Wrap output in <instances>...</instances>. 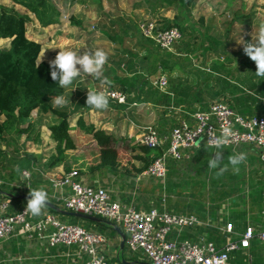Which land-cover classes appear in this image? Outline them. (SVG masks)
Returning <instances> with one entry per match:
<instances>
[{"label": "crops", "instance_id": "crops-1", "mask_svg": "<svg viewBox=\"0 0 264 264\" xmlns=\"http://www.w3.org/2000/svg\"><path fill=\"white\" fill-rule=\"evenodd\" d=\"M256 1L206 0L205 5L201 0H194L183 13L167 9L169 14L164 17L160 16L162 10H159L157 16L182 21L184 27L181 40L171 51L143 39L138 30L127 34L120 26L117 30L114 28L113 31H121L124 35L122 39L109 35L112 40L107 46L113 50L117 48L115 52L120 58L106 63L103 76L107 80L82 74L72 86L64 88L63 95L68 103L62 108L69 113L70 136L75 148L67 150L57 165L52 163L57 154L47 159L42 146L36 144L42 142L40 130L45 140L48 129L45 122L52 113L46 114L41 109L36 110V119L28 120L35 123L38 132L35 139L32 137L33 145L26 146L27 153H23L25 139H20L22 136L10 138L13 143L19 142V150L23 151H20V160L7 171V176L3 168L10 158L7 157L9 150L5 145L0 146L3 157L0 162V202L8 204L5 213L17 214L26 210L31 189L43 188L48 193L47 206L40 216L30 214L31 222H39L51 215L61 223L106 236L109 240L106 255L112 263L152 264L143 252L130 251L128 234L120 226L99 217L97 221L83 219L75 223L70 221L72 216L64 214L67 212L64 199L70 188H55L51 179H61L77 170L79 182L94 189H106L112 201L124 207L138 212L165 211L199 220L195 226L172 230L168 236L170 241L187 240L199 245L213 243L222 250L228 243L239 241L249 227L254 229L256 238L263 233L264 164L256 147L213 149L200 142L197 148L184 150L182 160L167 158L164 179L145 174L151 162L168 150L174 129L183 121L190 122L193 114L209 111L214 102L221 101L244 117H264V77L255 75L256 64L245 55L243 45L239 43L241 37L245 42L255 40L256 31L264 25L258 21L257 11L264 10L256 8ZM0 5L27 15V8L13 0H0ZM115 21H111L112 25ZM130 21V18L123 20ZM140 21L135 20V23ZM10 41L0 39V49L9 48ZM162 76L167 78L168 87L160 91L152 85V89L151 81ZM99 80L101 86L107 85L110 91L125 96L126 102L109 98L106 110L87 106L85 96L88 91L97 89ZM82 92L84 95L80 97ZM84 110L91 113L89 120L83 121L81 113ZM39 114L44 118L42 123L38 121ZM75 116L77 119L71 124V118ZM1 118L3 123L5 117ZM85 126H93L113 136L110 145L119 151L114 165L90 168L92 152L99 150V145ZM149 129L156 130L164 139L161 149L148 152V148L140 144L142 135ZM48 132L51 134L50 129ZM7 133L0 135L1 144ZM217 151L223 152V161L217 168H209L208 160ZM239 152L247 153V159L239 165L237 172L228 157ZM223 167L227 170L220 173ZM21 169L22 175L27 172L29 178L19 187L20 183L15 179ZM8 182L12 185L11 190L6 187ZM229 225L232 226L231 233L227 230ZM52 232L54 228L47 227L46 234ZM88 261V256L78 255L76 247H51L48 240L36 235L31 238L21 227H17L11 237L0 241V264H87ZM228 264H264V243L253 240L250 248L232 253Z\"/></svg>", "mask_w": 264, "mask_h": 264}, {"label": "built area", "instance_id": "built-area-1", "mask_svg": "<svg viewBox=\"0 0 264 264\" xmlns=\"http://www.w3.org/2000/svg\"><path fill=\"white\" fill-rule=\"evenodd\" d=\"M140 28L145 37L155 41L163 50L171 51L175 43L181 40L178 29L161 31L154 21L140 23ZM152 83L160 90L168 87L165 76L152 80ZM107 96L119 103L126 102L125 96L120 93H108ZM225 128L230 132V142L223 147L254 146L259 150L261 162L264 164V117H244L227 104L217 101L210 106L209 111L193 114L190 122L183 121L174 129L168 150L151 162L145 174L164 179L167 174V158L182 160L184 150L197 148L200 142L217 149L207 143L209 133L219 136ZM140 144L150 149H161L164 139L156 130L149 129L142 135ZM24 175L29 178L27 172ZM78 178L79 172L72 170L61 179H51L55 188H70L68 197L64 199L65 209L99 217L120 226L128 234L127 244L130 251L143 252L152 264H228L232 253L250 248L253 240L264 243V232L256 238L252 227L246 230L239 241L228 243L222 250H218L213 243L199 245L187 240L170 241L168 236L172 230L195 226L199 220L165 211L138 212L112 201L106 189L88 187L79 182ZM27 185L30 186L29 182ZM7 207V203L0 202V241L11 237L16 228L21 227L31 238L36 235L48 240L51 247H76L78 255L88 256L87 264H122L112 263L106 255L109 240L103 234L61 223L51 215L39 222H31L30 213L23 210L17 214H6ZM49 226L54 228V232L47 235ZM227 230L231 233L232 226H227Z\"/></svg>", "mask_w": 264, "mask_h": 264}, {"label": "trees", "instance_id": "trees-1", "mask_svg": "<svg viewBox=\"0 0 264 264\" xmlns=\"http://www.w3.org/2000/svg\"><path fill=\"white\" fill-rule=\"evenodd\" d=\"M13 1L15 4L27 8L34 15L36 14L44 26H51L59 22L55 13H50V9H52L50 0ZM193 1L143 0L136 7L148 9L153 14L152 21L156 23L159 30L176 28L181 32L182 38V33H184L182 21H171L157 15L159 10L163 9H175L177 13L181 14L190 7ZM31 20L28 14L22 15L13 8L0 5V39L11 40L9 48L0 49V119L2 116L5 117V121L0 122V135L10 131H13L17 136L29 134L33 128L32 124L28 123L29 126L25 129L22 128V124L27 123L32 113L37 109H41L46 114L52 113L58 116L61 123L49 128L53 141L57 143V156L52 159V163L57 165L63 160L67 150L75 148L70 136L69 113L64 108L53 107L50 102V97L63 95L64 88H60L51 79L49 64L47 62L39 63L43 46L27 37V25ZM122 21L123 19L120 20L119 25ZM140 22L138 25L133 21L123 22L122 24L125 23V25L120 26V30H124L127 34L129 31L138 30L143 39L154 43L155 41L153 42L152 39L143 35ZM117 24L118 21L113 22V26ZM131 26L132 29H130ZM113 35L115 39L123 38L122 35H118L114 31ZM152 85L151 81V87ZM152 89L154 88L152 87ZM85 130L93 135L99 145V150L92 152L93 161L90 168L95 170L100 166L114 165L118 161L119 151L110 145L113 136L105 131L96 130L93 126H85ZM147 151L153 150L148 148Z\"/></svg>", "mask_w": 264, "mask_h": 264}, {"label": "rangeland", "instance_id": "rangeland-1", "mask_svg": "<svg viewBox=\"0 0 264 264\" xmlns=\"http://www.w3.org/2000/svg\"><path fill=\"white\" fill-rule=\"evenodd\" d=\"M52 9L50 13H55L58 23L52 24L51 26H44V24L40 21L37 15L31 12V22L27 25V37L31 41H36L41 43L43 46V50L40 54L39 63L42 62H49L54 60L57 53L60 50H75V51H85L88 49L90 51H94L96 49H103L108 53L109 61L116 60L118 61L120 56L117 55L115 52L117 48L111 49L107 45H110L109 42L112 38H109V35H113V29L117 30L119 26V22L121 19L130 18L131 21L138 22L141 20V23L152 22L153 14L150 13L148 10L136 9V5L142 3L143 0H50ZM206 5V0H201ZM200 2V0H199ZM198 2V3H199ZM257 9L264 10V0H257L256 3ZM41 7V6H40ZM258 11V21L264 22V12ZM29 11L27 10V14ZM162 14L160 16L164 17L169 14L168 10H162ZM120 15V16H118ZM118 16V17H115ZM123 19V20H124ZM112 20L118 21L116 26L112 25ZM136 22V23H137ZM138 25V24H137ZM112 27V28H111ZM112 29V32H110ZM118 35H124L121 31H114ZM259 32L256 31V35ZM119 47V44H117ZM6 49V47H5ZM129 59V58H127ZM105 68V67H104ZM88 76L87 74H85ZM88 81V80H87ZM102 83L99 80L96 84V91H103L106 95L108 93H119L118 91H110L107 85L101 86ZM104 85V84H103ZM84 93L80 94L82 97ZM87 97V95L85 96ZM72 95L69 91V100H71ZM109 98V97H108ZM110 99H112L110 97ZM114 100V99H113ZM51 102V101H50ZM52 104V103H51ZM53 106V105H52ZM59 109H63L62 107H55ZM68 112V110H67ZM83 121L89 120L90 112L83 111L82 113ZM34 115V117H33ZM42 115H37L38 121L43 122L44 118L41 117ZM36 119V110L32 113L31 119ZM70 118V117H69ZM71 124L73 120L77 119V116L71 118ZM2 120V118L0 119ZM29 122L23 123L22 128L25 129L29 126ZM61 123V119L58 116L53 114H49L47 121L45 122L46 127H48L46 131L45 140L39 136V140L42 141L37 146H42V150L47 154V159L49 160L50 155L57 154L56 152V143L52 139V135L48 132L51 126L59 125ZM34 128H32L29 134H24L20 139H25L23 146L25 147V152L27 153L26 146L33 145L32 137L36 136L37 127H35V123L32 124ZM18 138V136L11 132L6 134L3 144L0 143V146L5 145L7 150V157H10L6 165L4 166V173L7 176V171L11 169V166L14 162H18L20 160V151L19 150V142L13 143L10 138ZM17 140V139H16ZM38 140V139H37ZM11 152V153H10ZM17 152V153H16ZM14 154V155H13ZM0 162H2L3 157L0 156ZM23 163L20 161V164ZM28 167V166H27ZM22 170L19 172V176L15 179L19 181V187H22V184L26 183L27 178L26 176L22 175ZM33 170H31L32 172ZM33 174V173H32ZM8 189H12V185L8 182L6 184ZM83 219L79 218H70L71 222H81ZM85 221V220H84Z\"/></svg>", "mask_w": 264, "mask_h": 264}, {"label": "clouds", "instance_id": "clouds-1", "mask_svg": "<svg viewBox=\"0 0 264 264\" xmlns=\"http://www.w3.org/2000/svg\"><path fill=\"white\" fill-rule=\"evenodd\" d=\"M243 45V51L247 57L255 62L258 77H264V25L260 27L259 33L255 40L245 42L243 38L239 40ZM108 53L103 49L90 51L85 49L81 52L75 50H60L55 59L49 62L51 79L59 85L60 88H68L73 85L74 81L82 74H87L90 77L106 81L103 76V71L108 62ZM53 107H63L68 101L65 96L60 94L50 97ZM86 105L97 110H106L109 108V98L103 91H88L85 101ZM230 142V132L227 128L223 129L219 136L209 133L207 143L217 149ZM247 153L239 152L228 157L229 163L235 171H239V165L245 162ZM223 161V152L217 151L208 160L209 168H217ZM227 168H220V173L226 171ZM25 213H30L32 216H40L43 209L47 206L48 193L45 189H31L29 193Z\"/></svg>", "mask_w": 264, "mask_h": 264}, {"label": "water", "instance_id": "water-1", "mask_svg": "<svg viewBox=\"0 0 264 264\" xmlns=\"http://www.w3.org/2000/svg\"><path fill=\"white\" fill-rule=\"evenodd\" d=\"M64 214H66L68 216L80 218V219L90 220V221L100 220L98 217L84 215V214H81V213H74V212H70V211L64 212ZM119 231H120V229H119Z\"/></svg>", "mask_w": 264, "mask_h": 264}]
</instances>
